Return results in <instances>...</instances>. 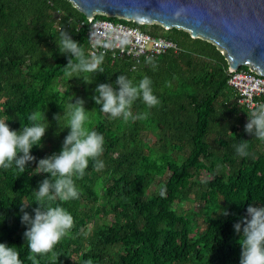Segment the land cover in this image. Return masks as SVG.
<instances>
[{
    "label": "trees",
    "instance_id": "trees-1",
    "mask_svg": "<svg viewBox=\"0 0 264 264\" xmlns=\"http://www.w3.org/2000/svg\"><path fill=\"white\" fill-rule=\"evenodd\" d=\"M97 18L135 25L171 40L176 50L154 56L156 68L143 56L105 55L103 73L86 84L87 73L65 75L69 57L56 44L63 30L90 55L82 12L68 0H0V119L14 131L31 126L34 112H44L48 122L24 173L14 164L0 168V243L15 246L23 264H32L29 255L38 264H239L233 225L249 204L264 206V141L244 131L251 109L235 101L225 57L213 42L182 28L92 14ZM237 69L253 73L245 64ZM120 74L134 85L148 76L159 105L148 108L137 99L131 111L141 118L128 121L101 112L94 90L102 83L118 90ZM77 98L88 111L85 127L104 137V167L97 171L89 160L75 180L79 198L51 202L66 209L74 225L52 252L32 254L20 207L29 204L25 211L34 215L35 190L48 178L37 173V162L58 154L70 131L66 120L58 125L53 117ZM241 140H248L249 156L236 154Z\"/></svg>",
    "mask_w": 264,
    "mask_h": 264
},
{
    "label": "clouds",
    "instance_id": "clouds-1",
    "mask_svg": "<svg viewBox=\"0 0 264 264\" xmlns=\"http://www.w3.org/2000/svg\"><path fill=\"white\" fill-rule=\"evenodd\" d=\"M56 44L59 52L69 57L64 66L65 75L69 79L73 77L81 79V74L87 73L89 75L82 80L90 84L92 74L103 73L101 65L106 55L104 51H93L89 56H85L81 44L63 30L59 32ZM145 63L153 68L157 67L153 57H146ZM115 84L118 85V90L114 89L111 83L98 84L94 90L98 95L92 97L95 104L101 106L99 110L113 119L123 118L128 121L141 118L134 116L131 111L137 99H141L148 108L160 103L153 94L152 80L146 75L134 85L126 75L120 74ZM87 113L84 100L77 98L75 103L67 104V110L63 115L56 114L53 117L58 125L62 119L66 120L63 128L70 131L65 136L58 154L53 153L37 162L35 168L38 169L37 173H47L48 178L40 181L38 190H35L34 202L37 207L32 210L34 215L25 211L29 204H21L20 207L22 213L20 221L27 226L23 236L32 254L52 252L54 246L74 225L72 215L59 205L53 206L51 202L56 200L67 202L79 198L80 192L75 180L84 176L89 160L94 162L97 171L104 167V162L99 159L104 151V137L85 127ZM247 116L244 131L264 141V103L247 112ZM27 119L32 122L31 126H24L19 131L12 130L6 123L7 120L0 119V168L8 169L14 164L22 174L27 163L36 160L30 155V151L33 146H42L41 141L48 128V122L44 112H34ZM241 141L234 145L236 154L240 157L249 156L248 140ZM163 194L162 191L161 195ZM220 214L230 215L227 210H221ZM233 229L240 237L237 241L240 246L239 264H264V206L249 204L246 215L233 225ZM28 259L32 264H38L35 255H29ZM0 264H23L15 246L0 243Z\"/></svg>",
    "mask_w": 264,
    "mask_h": 264
},
{
    "label": "water",
    "instance_id": "water-1",
    "mask_svg": "<svg viewBox=\"0 0 264 264\" xmlns=\"http://www.w3.org/2000/svg\"><path fill=\"white\" fill-rule=\"evenodd\" d=\"M85 17L94 13L155 22L210 40L227 69L245 64L264 76V0H68Z\"/></svg>",
    "mask_w": 264,
    "mask_h": 264
},
{
    "label": "built area",
    "instance_id": "built-area-1",
    "mask_svg": "<svg viewBox=\"0 0 264 264\" xmlns=\"http://www.w3.org/2000/svg\"><path fill=\"white\" fill-rule=\"evenodd\" d=\"M85 30L87 50L104 51L112 57L126 56L137 61L141 56L154 57L166 49L176 50L175 44L164 37L154 36L135 25L105 18L91 19ZM106 45V47H105ZM226 83L235 92V101L248 109L263 103L264 76L244 69H228Z\"/></svg>",
    "mask_w": 264,
    "mask_h": 264
},
{
    "label": "rangeland",
    "instance_id": "rangeland-1",
    "mask_svg": "<svg viewBox=\"0 0 264 264\" xmlns=\"http://www.w3.org/2000/svg\"><path fill=\"white\" fill-rule=\"evenodd\" d=\"M188 205H187V202H183L182 203V208H186Z\"/></svg>",
    "mask_w": 264,
    "mask_h": 264
}]
</instances>
